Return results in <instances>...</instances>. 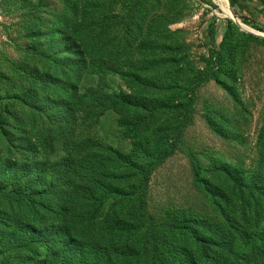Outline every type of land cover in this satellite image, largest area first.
<instances>
[{
    "label": "rangeland",
    "instance_id": "374dc122",
    "mask_svg": "<svg viewBox=\"0 0 264 264\" xmlns=\"http://www.w3.org/2000/svg\"><path fill=\"white\" fill-rule=\"evenodd\" d=\"M80 141L156 164L153 220L128 217L147 231L138 264H185L183 245L203 261L186 231L248 254L264 237V0H0V264H37L49 240L25 227L43 187L17 165Z\"/></svg>",
    "mask_w": 264,
    "mask_h": 264
},
{
    "label": "trees",
    "instance_id": "16d2710c",
    "mask_svg": "<svg viewBox=\"0 0 264 264\" xmlns=\"http://www.w3.org/2000/svg\"><path fill=\"white\" fill-rule=\"evenodd\" d=\"M75 57L74 52L69 53L67 85L73 77L71 68L76 65ZM76 88L72 86L66 96H60L64 99L61 105L64 102L66 110L70 109L67 102L77 100L81 103L84 99ZM128 104L124 105L127 107ZM72 144L73 149L60 162H21L17 165L24 179L27 177L34 180L35 186L43 187L36 194L34 208L37 213L33 223L25 224L29 230H37L38 237L49 239L46 254L37 264H138L136 252L138 243H141L138 240L147 231L142 230L144 225H132L128 217L135 210L143 224L153 220L147 217L146 189L156 164L152 165L131 152L122 154L110 147L104 151L102 147L94 150L90 144L81 141ZM168 156V153H159L157 164ZM192 170L196 176L201 170L194 157ZM226 174L225 178L239 187L261 192L256 187L239 183L231 173ZM108 202L111 206L105 212ZM188 234L203 261H193V253L183 245L181 258L185 264H236L241 258L247 259L245 264H251V261L264 264V237L259 243L251 236H245L246 241L252 242L248 254L234 251L231 246L221 255L213 248L211 239H204L198 231H186L182 236Z\"/></svg>",
    "mask_w": 264,
    "mask_h": 264
},
{
    "label": "bare ground",
    "instance_id": "6f19581e",
    "mask_svg": "<svg viewBox=\"0 0 264 264\" xmlns=\"http://www.w3.org/2000/svg\"><path fill=\"white\" fill-rule=\"evenodd\" d=\"M253 30V29H252Z\"/></svg>",
    "mask_w": 264,
    "mask_h": 264
}]
</instances>
